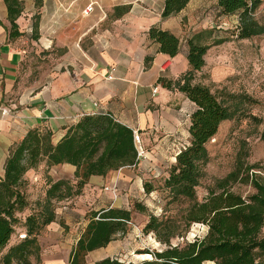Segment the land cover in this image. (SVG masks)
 <instances>
[{
  "label": "crops",
  "instance_id": "0c3cea01",
  "mask_svg": "<svg viewBox=\"0 0 264 264\" xmlns=\"http://www.w3.org/2000/svg\"><path fill=\"white\" fill-rule=\"evenodd\" d=\"M23 1L26 0H20ZM29 1L25 4L27 8L40 6L41 41L55 40L57 47L66 52L63 63L50 78L25 84L20 78L23 59L17 44L20 35L10 38L7 8L0 0V179L10 151L29 131H48L55 144L84 116L109 115L136 132L135 145L140 154L134 167L122 168L105 177H91L79 196L54 203V220L37 237L39 258H30V263L69 264L70 253L88 224V215L102 209H122L110 190L117 189L120 194L121 190L139 185L145 172L156 170L152 154L163 156L167 151L163 148L169 149L165 139L159 141L164 134L169 137L179 125L171 110L175 108L174 100L176 97L188 100L177 90L163 88L158 80L175 81L188 70L187 43L183 40L181 23L195 0L167 19L161 18L164 0H38L36 4ZM92 1L96 2L93 12L82 17L83 9ZM16 24L21 27L20 16ZM152 27L179 38L180 50L174 58L158 53V46L149 41L147 33ZM33 29L37 36L39 26L35 24ZM146 57L152 58L148 69L144 68ZM192 112L190 108L184 120L187 135ZM178 145L181 149L176 155L188 145L187 137ZM74 173L75 167L71 165L47 170L42 163L28 171L24 180L43 192L50 182H73ZM29 191L27 200L31 207ZM30 213L28 209L21 215L22 222ZM16 234L24 235L25 228L16 229L11 244L16 242ZM114 241L90 252L85 264L117 259L118 246Z\"/></svg>",
  "mask_w": 264,
  "mask_h": 264
},
{
  "label": "trees",
  "instance_id": "16d2710c",
  "mask_svg": "<svg viewBox=\"0 0 264 264\" xmlns=\"http://www.w3.org/2000/svg\"><path fill=\"white\" fill-rule=\"evenodd\" d=\"M190 1L164 0L161 18L179 14ZM3 2L10 24L9 36L18 37L16 21L22 12V3L20 0ZM263 4L264 0H216V13L237 17V38L247 40L264 34V24H259L255 18ZM147 35L149 41L158 46V53L170 59L179 53L180 40L170 32L152 27ZM186 43L187 72L175 81L158 80L163 88L182 93L195 107L190 115L189 143L176 155L164 181L171 203L179 202L183 206L175 216L160 220L149 217L143 233H153L165 248L146 253L153 260L140 264H264V185L246 174L240 181L254 192L246 197L234 192L232 186L238 181L239 168L237 173H231L210 190L202 202L196 199V188L209 161L206 145L215 137L219 126L234 117L235 110L229 104V95L219 98L207 87L192 84L194 73L205 66L209 46L200 44L196 37ZM151 62L152 58L146 57L144 68L148 69ZM137 162L133 132L109 115L82 117L55 144L50 132L29 131L10 151L0 179V264H31L30 258L38 260L37 237L53 222L54 203L79 196L91 177H105L122 168L134 167ZM42 163L47 170L58 165H71L75 167L74 179L73 182H50L44 189L43 202L30 207L27 191H23L24 177ZM144 190L150 193L152 188L145 184ZM28 209L31 213L22 222L21 215ZM176 218L182 223L178 224ZM130 221L131 213L124 209L90 213L88 224L70 253L69 264H85L90 252L105 248L118 235H126ZM182 224L184 230H179ZM192 224L206 228L203 237L195 238L183 247L171 246L170 240L186 232ZM21 226L25 228V234H16V242L11 244L16 229ZM96 264L125 263L108 258Z\"/></svg>",
  "mask_w": 264,
  "mask_h": 264
},
{
  "label": "rangeland",
  "instance_id": "374dc122",
  "mask_svg": "<svg viewBox=\"0 0 264 264\" xmlns=\"http://www.w3.org/2000/svg\"><path fill=\"white\" fill-rule=\"evenodd\" d=\"M29 2H22V24L21 27L17 25L18 30L21 29L17 44L23 52L20 78L25 84L50 78L63 63L62 56L66 52L65 49L57 47L55 40H51V43L41 41L43 34L40 30V6L27 8L25 4ZM32 2L36 4L38 0ZM191 4L190 12L182 18L183 40L187 41V36L188 39L196 37L199 38L200 44L209 46L205 55V66L201 71L194 73L192 84L207 87L219 98L229 95V104L235 110L234 117L223 122L215 137L206 145L209 161L196 188V199L202 202L210 190H214L216 185L231 173H237L239 168L241 172L238 181L232 187L234 192L246 197L254 192L248 184L240 181L246 178V174L249 178L255 177L264 185V34L240 40L237 38L238 18L218 16L215 0H195ZM255 18L259 24H264V13L257 12ZM35 24L39 26L37 36L33 29ZM174 101L175 108L171 110L174 111L179 125L167 135L169 137L165 134L161 136L159 142L165 139L169 149L163 148L164 151L167 150L163 156L152 154L156 170L145 172L139 185L130 187L128 191L121 190L118 194L115 189L116 205L131 213L128 233L116 237L113 242L118 246L116 258L125 264H140L153 260L150 255L147 258L146 253L161 251L165 247L153 233H143L149 217L154 216L160 220L175 216L183 206L179 202L171 203V197L164 188V181L174 164L173 159L178 149H181L178 144L186 140V137L189 143L184 120L188 110L192 108L194 111L195 107L183 97H176ZM156 150L158 151V148ZM247 168H250L249 172ZM29 182H25L23 191H29ZM145 184L152 188L150 193L144 190ZM31 188L32 193L29 191L28 196L32 206L43 202L44 190L40 191L41 189L33 184ZM102 190L105 191V187H102ZM176 222L182 223L178 218ZM180 226L179 230H184V224ZM205 231L204 226L192 224L179 237L171 239L170 245L183 247L195 238L203 237Z\"/></svg>",
  "mask_w": 264,
  "mask_h": 264
},
{
  "label": "built area",
  "instance_id": "2783aa9c",
  "mask_svg": "<svg viewBox=\"0 0 264 264\" xmlns=\"http://www.w3.org/2000/svg\"><path fill=\"white\" fill-rule=\"evenodd\" d=\"M96 7V2H94V1H92V2H90V3H88L87 5H86V7L83 9V11H82V17H87V16H89L92 12H93V10H94V8ZM261 12H263L264 13V4L262 5V7H261V10H260ZM155 89L153 90V93H155ZM4 111V110H3ZM5 112V111H4ZM133 136H134V142L136 141V139H137V137H136V132H133ZM184 148V147H183ZM137 152H138V150H137ZM139 156H140V154H138V158H139ZM111 193H112V195H113V197L114 198H116V190L115 189H112L111 190ZM23 237V236H22Z\"/></svg>",
  "mask_w": 264,
  "mask_h": 264
},
{
  "label": "bare ground",
  "instance_id": "6f19581e",
  "mask_svg": "<svg viewBox=\"0 0 264 264\" xmlns=\"http://www.w3.org/2000/svg\"><path fill=\"white\" fill-rule=\"evenodd\" d=\"M147 258L150 257L149 255H145Z\"/></svg>",
  "mask_w": 264,
  "mask_h": 264
}]
</instances>
